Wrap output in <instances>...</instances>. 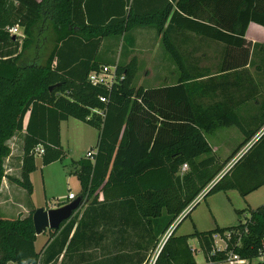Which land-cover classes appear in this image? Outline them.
Masks as SVG:
<instances>
[{"label": "trees", "instance_id": "16d2710c", "mask_svg": "<svg viewBox=\"0 0 264 264\" xmlns=\"http://www.w3.org/2000/svg\"><path fill=\"white\" fill-rule=\"evenodd\" d=\"M250 23L264 27V0H0V186L9 153L6 141L16 132L24 135L20 177L15 181L31 192L34 147H42L43 165L63 156L61 121L72 117L98 131L93 159L73 161L84 211L48 231L44 255L43 249H35V209L24 217L0 218V264H53L61 255H77L93 241L102 243L106 231L112 233L116 249L129 250L114 256V264L125 258L144 264L157 245L153 264H212L229 251L247 264H264V259L254 262L264 255V203L237 225L176 234L202 191V199L227 190L244 197L264 184V132L257 137L264 125V98L244 122L232 94L223 87L218 93L214 89L218 79L231 75L225 71L251 64L252 43L246 39ZM15 25L23 29L21 42L9 32ZM137 27H152L160 35L178 80L152 88L133 86L132 59L126 69L118 66L125 76L110 88L88 83L87 73L105 64L97 57L103 39ZM42 32L44 46L50 44L45 57L37 44ZM186 33L223 44L220 77L191 70ZM256 47L264 53V43H254ZM241 81L243 103H252L264 92L247 78ZM206 96L211 103L204 102ZM229 127L241 137L222 160L207 136ZM184 163L187 169L181 171ZM226 231L233 232L227 248L215 250L213 234ZM193 237L204 254L203 263L194 259L188 242ZM137 250L144 253H132Z\"/></svg>", "mask_w": 264, "mask_h": 264}, {"label": "rangeland", "instance_id": "374dc122", "mask_svg": "<svg viewBox=\"0 0 264 264\" xmlns=\"http://www.w3.org/2000/svg\"><path fill=\"white\" fill-rule=\"evenodd\" d=\"M15 26L18 27V32L21 33V35L17 34L21 42V39H23V29L18 25ZM37 37V44H40L39 48L41 49V54L45 57L50 49V44L44 46V41L46 40L44 32L37 34ZM200 40L198 42L200 45L205 43L210 44V42ZM101 47V55H99L98 58L101 63H108L126 69L128 67L126 65H128L132 59H135L136 68L133 75V86L152 88L161 84H170L178 80L176 66H174V62L164 50L160 35L152 27H141V29L133 28L119 36L106 37ZM222 51L223 50L217 47L196 49L190 52L187 51L189 52L188 65L192 68L191 70L201 71L211 75L214 70H217V68L222 65ZM32 52L33 50L29 51V53ZM259 52L257 48L252 50L249 60L251 65L264 64V53ZM120 71L125 75L123 70ZM262 88H264V84ZM255 98L260 102L264 98V92L258 94ZM203 99L204 101H208L205 103L211 101L208 100L209 96ZM250 109H252V104H242V112L240 114L244 122L250 121L251 119L249 118L255 115V113L250 112ZM23 135V131L16 132L14 136L6 141V145L9 147V153L3 161L5 177L0 186V218L14 219L19 216L23 217L28 214L30 210L39 207L46 209L48 206L57 205L61 202V198L66 197L70 192L77 197L81 187L79 180L72 172L75 168L73 161L85 158L86 151L94 149L98 131L90 125L72 117L63 121L61 124L63 156L53 164L44 167L38 159L39 155H35L36 168L30 174V181L32 184L31 192L19 186L15 181L20 177ZM207 137L216 151V154L224 160L236 146L241 135L238 133L237 129L229 127L218 128L212 135ZM91 146L92 148H90ZM243 149L244 146L241 150ZM236 157L237 156L233 157L231 162ZM228 165L229 164H227L226 168ZM229 193L231 192L219 191L209 195L210 198L208 199L212 201V207L209 201L208 203L206 202L208 196L199 201L192 215L200 218V228L208 229L214 227V217L217 218L218 224L222 227L237 225L239 221L244 222L250 217L252 208L248 205L241 207L242 204H239L237 201V199H241L240 196H237L238 198L231 196L230 203L228 199ZM80 211L81 210H77L76 213H80ZM98 229L104 231V228H100V226ZM195 229L196 227L192 225L190 217L188 216L180 223L176 233L188 234ZM49 230V228L44 230L46 235H49ZM105 233L106 236L102 243L100 240L97 242L93 241L89 247L82 249L77 255L74 256L72 253H67L65 256L61 255L60 262L58 258L53 264H58V262L59 264H76L77 260L86 261L88 264H106L109 256H116L120 253V256H123L125 254L122 253L129 251L123 250V252H120V248L116 249L115 246L112 247L109 239L113 235L108 231ZM191 243L196 245L194 241H191ZM36 246L39 247V242L36 243ZM158 246L159 245H157L152 252L147 253V259L144 264L151 263ZM132 253L137 254L144 252L142 250H137ZM196 259L204 261V254L202 251L196 252ZM256 260L257 259H254V262Z\"/></svg>", "mask_w": 264, "mask_h": 264}, {"label": "crops", "instance_id": "0c3cea01", "mask_svg": "<svg viewBox=\"0 0 264 264\" xmlns=\"http://www.w3.org/2000/svg\"><path fill=\"white\" fill-rule=\"evenodd\" d=\"M135 29H141V27H137ZM200 39L201 40H205L206 42H210V44L205 43V44L200 45L198 43ZM246 39L249 40V41H251V43H252L251 44L252 46L250 48V51H251L250 53H252L253 44L254 43H264V27H262V26H260L258 24H255V23H250L249 24V27H248V30H247V34H246ZM185 41H186L185 42V48L189 52L190 51H194L196 49H205V48H209L210 49L211 47L212 48L217 47L218 49L223 50L222 51V54L223 55L225 54L224 51L226 49L223 46V44H220L218 42H213V41L204 39V38H202L200 36H196L195 34H192V33H186L185 34ZM101 48L102 47L99 48V51L97 53V57L98 58H99V55H101ZM256 48H257V50H260L261 49V47H256ZM221 69H222V66L221 67H218L217 70H214L213 69L215 72L213 71L212 72L213 74H211L209 76L220 77L219 76L220 73H223V72H221ZM241 70H244L243 75L242 74H239V75L235 74L236 71H241ZM225 73H231V75H228L227 76L228 78L227 79H224V80L218 79L219 80L218 81V84L216 83V86L214 87V89L216 91L215 93H218L219 89L223 87L225 89V91H224L225 93L228 92L229 95L232 94V104H233L235 110H237L239 113H241L242 112V104H243V102H242V95H243V86H242V84L243 83H242L241 80L242 79L244 80V79L247 78V79H249L248 82H251V83L257 85L259 88H261L263 86V84H264V64H260V65L259 64H256V65L247 64V65H245L243 67V69L236 68V69H232V70L225 71ZM174 83L175 82L170 83V84H174ZM162 85H166V84H161L159 86H162ZM209 90H210V94H211L212 93L211 92L212 89L209 88ZM208 100H211V101H209V103L212 102V99L211 98H209ZM253 100L254 101L252 103L250 102V104H252V109H250V112H253V109H254L253 106L257 108L260 105V102L258 101V99L255 98ZM204 102H208V101H204ZM63 121H65V120H63ZM63 121L60 122V143H61V146H62L61 124H62ZM263 132H264V125L261 128V130H260V132H259L258 135H260V133H263ZM258 135H257V137H258ZM90 148H92V146ZM38 159L41 162L40 157H38ZM35 160H36V158H35ZM54 162L49 163V164H46V165H44V167L45 166H48L50 164H53ZM226 192H231V193H229V196H228V199H229L230 203H231V196H233L234 198H238L237 196H240L239 193L236 190H227ZM75 198H76V196H75ZM101 198H102V196L99 195V199H101ZM208 198H210V196L207 197V199H206L207 201L206 202L208 203V201H209L210 206L212 207V201L209 200ZM240 198L241 199H237V201L239 202V204H242L241 207H243L245 205H248L249 207H251L252 209H254L257 206L263 204L264 203V184L262 186H260L259 188L255 189L254 191L250 192L246 196H244V197L240 196ZM66 200H67V196L61 198V202H64L65 203ZM61 202H59L57 205L48 206L46 209L55 208V207L61 206V205L64 204V203L62 204ZM85 206L86 205L84 203H82V205L77 209V210H81L80 213H79V216L84 211ZM77 210L75 211V213L77 212ZM194 210L195 209H193L189 213V217H190V220L192 222V225L194 227H196V229L198 231L210 230V229H213L215 226L222 227V226H220L218 224L217 218L214 217V224H215L214 227H212V228L210 227L208 229L207 228L206 229L200 228V226H199V224H200V218L198 216L192 215L195 212ZM26 215H28V214H26ZM26 215H24V216H26ZM178 219H180V218H178ZM178 219H177V222H178ZM190 233H192V232H190ZM190 233H188V234H190ZM44 234H45V231L41 232L40 234H36V240H35V249L37 251L40 250V249H43L42 255L45 254V250H46L45 247L46 246L44 247V245H45V243H46V241L48 239V236H49V235H46V234L44 235ZM191 241H194L196 245H193L191 243ZM37 242H39V247L36 246V243ZM109 242H111V244L113 246V243H112L113 242V239L112 238L109 239ZM188 242H189L190 247L194 251V259H195L196 263H203V262H205V257H204V261H199V260L196 259V252L197 251H201V249L199 247V242H198L197 238L196 237L189 238L188 239ZM113 257H114L113 255L108 257L109 259L107 261V264H114ZM60 258H61V256H59V262H60ZM59 262H58V264H59ZM76 264H88V263L86 261H83V260H77L76 261ZM122 264H131V263H130V261H129L128 258H125V260L123 261Z\"/></svg>", "mask_w": 264, "mask_h": 264}, {"label": "built area", "instance_id": "2783aa9c", "mask_svg": "<svg viewBox=\"0 0 264 264\" xmlns=\"http://www.w3.org/2000/svg\"><path fill=\"white\" fill-rule=\"evenodd\" d=\"M10 34L12 35H21V33L18 32V27L15 26L12 29H9ZM125 75L123 72L118 70V67L116 65L111 64H100L97 68L90 70L87 73L86 80L88 83L92 85H101L107 88H110L114 84L118 83L121 79H123ZM99 100L101 102H106V97L100 96ZM43 152V149L40 145H37L34 147L33 153L35 155H41ZM96 153L95 149H90L86 152L85 157L89 159H93L94 154ZM187 169V164L184 163L181 166V171H184ZM204 195V191L199 193L196 201H200ZM75 198V195L73 193H68L67 200L65 203H68L69 201L73 200ZM64 203V204H65ZM175 224V223H174ZM173 226V225H172ZM172 226L169 228L168 232L164 235V240L166 237L170 234V231L172 229ZM232 231H226L223 235L219 233H215L212 236L213 243H214V249L217 251H222L227 248L228 246V240L231 237ZM214 251L211 253L213 254ZM264 259V255H261L257 258V260L262 261ZM154 258L151 261L150 264H153ZM248 260L245 258L240 257L237 253H234L233 251H229L226 254V257L220 261L212 262V264H247Z\"/></svg>", "mask_w": 264, "mask_h": 264}, {"label": "water", "instance_id": "95a60500", "mask_svg": "<svg viewBox=\"0 0 264 264\" xmlns=\"http://www.w3.org/2000/svg\"><path fill=\"white\" fill-rule=\"evenodd\" d=\"M261 134L262 133H260V135ZM82 203L83 202L81 201V198L77 196L68 203H65L55 208H36L32 213V223L35 229V233L40 234L47 228L51 230L58 229L61 223L68 220L73 215V213L82 205ZM179 218L181 219L182 216ZM174 227L175 225H173L171 231L174 229Z\"/></svg>", "mask_w": 264, "mask_h": 264}]
</instances>
